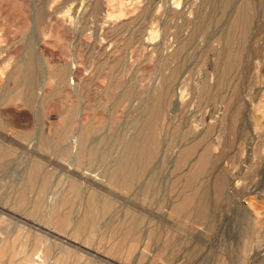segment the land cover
I'll return each instance as SVG.
<instances>
[{"label":"rangeland","instance_id":"obj_1","mask_svg":"<svg viewBox=\"0 0 264 264\" xmlns=\"http://www.w3.org/2000/svg\"><path fill=\"white\" fill-rule=\"evenodd\" d=\"M0 264H264V0H0Z\"/></svg>","mask_w":264,"mask_h":264},{"label":"bare ground","instance_id":"obj_2","mask_svg":"<svg viewBox=\"0 0 264 264\" xmlns=\"http://www.w3.org/2000/svg\"><path fill=\"white\" fill-rule=\"evenodd\" d=\"M41 89V88H40Z\"/></svg>","mask_w":264,"mask_h":264}]
</instances>
